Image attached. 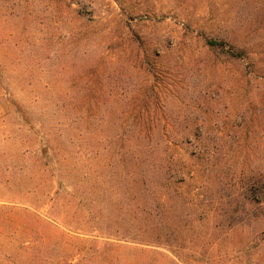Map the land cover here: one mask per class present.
I'll return each mask as SVG.
<instances>
[{
  "label": "rangeland",
  "instance_id": "rangeland-1",
  "mask_svg": "<svg viewBox=\"0 0 264 264\" xmlns=\"http://www.w3.org/2000/svg\"><path fill=\"white\" fill-rule=\"evenodd\" d=\"M148 145L171 165L163 238L190 264H264V0H0V264L25 228H80L68 264L106 243L90 264H181L114 240L146 234Z\"/></svg>",
  "mask_w": 264,
  "mask_h": 264
},
{
  "label": "trees",
  "instance_id": "trees-1",
  "mask_svg": "<svg viewBox=\"0 0 264 264\" xmlns=\"http://www.w3.org/2000/svg\"><path fill=\"white\" fill-rule=\"evenodd\" d=\"M204 41L206 45L213 49L219 50L229 57L234 59H243L247 56V52L234 47L224 40L219 39H210L204 37ZM137 152L141 150L140 146H137ZM162 150L158 145H148L147 150V159L134 157V173L135 177L134 183L138 186V188L143 191H146L150 197L149 203L147 204V208L145 206L141 207L140 205L134 210V215L141 217V214L145 213L144 217L147 220L146 227L144 229H138L137 234L142 235L144 232L146 233L142 238H128L125 234L115 235L117 238L103 237L106 240H116L122 241L123 238L130 239V241L137 245H142L145 247H153L160 249H167V251L174 257V259L181 264H190L199 259V254L194 253V249L190 250L186 254L182 252L183 248L180 244H178L176 239L172 241L168 240L166 237L163 238L162 230L166 228V222L164 218V198H162L161 189L165 187V184L171 181L172 174H170L171 165L169 159H163L161 156ZM160 153V156H159ZM145 168L146 171L144 174L140 173L138 169ZM138 168V169H137ZM166 181V182H165ZM169 184V183H168ZM170 185V184H169ZM151 195V196H150ZM7 210V211H6ZM176 209H174L173 214ZM6 212V213H5ZM18 210L14 208H4L3 213H5L9 217H13L16 215ZM176 217L174 220H171L172 225H176ZM48 226L55 228L50 222H46ZM238 224L230 223L228 227L235 228ZM239 226V225H238ZM177 230L176 228H172V232ZM80 228H75V235L73 237L68 236V233L64 231H60L58 236L54 238V240H45V238H37V236L30 230L25 228L24 232H21V236L15 240L16 244L13 246L8 244H4L6 249H10L7 258L2 260L1 264H68L70 260L75 257V254L64 256L63 249L66 246V242L69 240H75V242H82L83 240L79 239L78 234ZM83 231V230H82ZM119 230L117 231V233ZM78 235V236H77ZM172 235V233H170ZM118 238H120L118 240ZM132 239V240H131ZM168 241L170 244H168ZM111 243V242H108ZM113 244H107L103 248V250L99 251L92 246L87 247L84 250V253L81 257L75 262V264H90L89 254L91 252L97 254L101 259L106 260V254L108 251L112 252L111 246ZM2 247V245H0ZM56 254V255H54ZM75 255V256H74Z\"/></svg>",
  "mask_w": 264,
  "mask_h": 264
}]
</instances>
